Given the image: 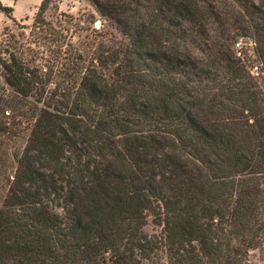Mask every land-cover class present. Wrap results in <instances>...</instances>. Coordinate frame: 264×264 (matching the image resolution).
Here are the masks:
<instances>
[{
  "label": "trees",
  "instance_id": "1",
  "mask_svg": "<svg viewBox=\"0 0 264 264\" xmlns=\"http://www.w3.org/2000/svg\"><path fill=\"white\" fill-rule=\"evenodd\" d=\"M91 1L120 36L65 50L55 69L19 34L0 39V264H254L264 12L251 0ZM48 2L30 32L60 45ZM241 37L258 74L236 54Z\"/></svg>",
  "mask_w": 264,
  "mask_h": 264
},
{
  "label": "rangeland",
  "instance_id": "2",
  "mask_svg": "<svg viewBox=\"0 0 264 264\" xmlns=\"http://www.w3.org/2000/svg\"><path fill=\"white\" fill-rule=\"evenodd\" d=\"M251 1L264 12V0ZM250 9L254 10L253 8ZM36 11L37 8L31 6L29 16L21 17L20 20L13 22L0 10V39L3 38L4 33L19 34V40L24 42V45H29L32 49H37V53L34 54L37 63L48 69H55L59 66V63L66 61L64 58L68 55L64 53L65 50L87 47L93 52L101 43L109 45L110 40H114L120 36V32L114 25L109 24L104 16L100 15L91 0H49L48 7L44 11L43 16L56 29H59L64 36L62 44L56 45L55 42H49L48 39L35 38V35L30 32ZM262 14L264 15V13ZM21 25L23 28L19 27ZM250 33H252V29H250L247 35H251ZM241 40L248 41L249 38L244 37ZM67 43L70 44L67 45ZM24 53L27 57L33 55L27 48H24ZM257 81L259 87L264 91V74H259ZM24 141L25 135L23 134L17 140V149L23 145ZM7 159L11 161L9 155ZM10 163L9 167H7L8 171H10ZM5 193L6 187L2 183L0 187V199ZM152 227L150 219H148V224L144 229L152 232ZM253 262L254 264H264V251L256 252L253 257Z\"/></svg>",
  "mask_w": 264,
  "mask_h": 264
},
{
  "label": "built area",
  "instance_id": "3",
  "mask_svg": "<svg viewBox=\"0 0 264 264\" xmlns=\"http://www.w3.org/2000/svg\"><path fill=\"white\" fill-rule=\"evenodd\" d=\"M241 39L242 37L234 43L236 54L242 59V62L252 74L260 73L261 63L256 60L254 41L250 38L248 41H242Z\"/></svg>",
  "mask_w": 264,
  "mask_h": 264
},
{
  "label": "crops",
  "instance_id": "4",
  "mask_svg": "<svg viewBox=\"0 0 264 264\" xmlns=\"http://www.w3.org/2000/svg\"><path fill=\"white\" fill-rule=\"evenodd\" d=\"M40 0H0V3L4 6H10L12 8L11 15L16 20L29 16L30 7H38Z\"/></svg>",
  "mask_w": 264,
  "mask_h": 264
}]
</instances>
